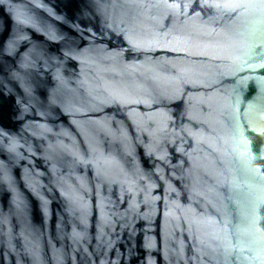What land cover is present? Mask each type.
Masks as SVG:
<instances>
[{
    "label": "water",
    "instance_id": "water-1",
    "mask_svg": "<svg viewBox=\"0 0 264 264\" xmlns=\"http://www.w3.org/2000/svg\"><path fill=\"white\" fill-rule=\"evenodd\" d=\"M0 264H264V0H0Z\"/></svg>",
    "mask_w": 264,
    "mask_h": 264
}]
</instances>
